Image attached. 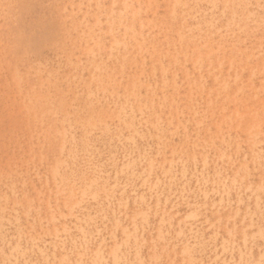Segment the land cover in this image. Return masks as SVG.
I'll list each match as a JSON object with an SVG mask.
<instances>
[{
  "label": "rangeland",
  "instance_id": "obj_1",
  "mask_svg": "<svg viewBox=\"0 0 264 264\" xmlns=\"http://www.w3.org/2000/svg\"><path fill=\"white\" fill-rule=\"evenodd\" d=\"M0 264H264V0H0Z\"/></svg>",
  "mask_w": 264,
  "mask_h": 264
}]
</instances>
